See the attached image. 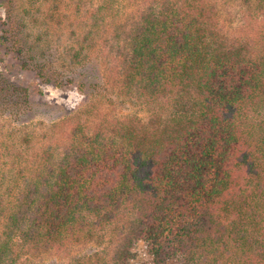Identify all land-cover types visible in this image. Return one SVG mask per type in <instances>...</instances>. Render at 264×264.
<instances>
[{
    "label": "trees",
    "instance_id": "16d2710c",
    "mask_svg": "<svg viewBox=\"0 0 264 264\" xmlns=\"http://www.w3.org/2000/svg\"><path fill=\"white\" fill-rule=\"evenodd\" d=\"M59 1L0 0V115L48 104L33 80L86 97L32 158L15 149L32 133L0 128V264L112 226L108 264H139L140 241L152 264H264V0H143L116 21L100 0L74 43L53 37ZM113 91L147 114L113 115Z\"/></svg>",
    "mask_w": 264,
    "mask_h": 264
},
{
    "label": "rangeland",
    "instance_id": "374dc122",
    "mask_svg": "<svg viewBox=\"0 0 264 264\" xmlns=\"http://www.w3.org/2000/svg\"><path fill=\"white\" fill-rule=\"evenodd\" d=\"M100 2V0H60L59 18L61 19V28L54 30L53 37L56 38L60 36L65 40L71 38L74 43L75 39L79 36L78 34L85 31L84 23L91 20L86 8L96 6ZM142 2L143 0H120L119 3H117V7L120 9L119 15H114V18L110 16L108 20L114 19L116 21L119 18H122V16L137 10L141 6ZM239 4V1H232L230 10L233 13H237V11L241 8L239 7ZM3 12V8L0 7V16L4 15ZM241 12L243 11L241 10L240 13ZM235 17H237V15ZM234 21L233 25L236 26L237 18H235ZM224 24L226 28H229L227 22ZM233 25L232 28H234ZM101 46L102 43L98 41L97 47L99 48ZM106 48L107 47L104 46L101 51L97 49L99 50L98 52L91 53L90 62L97 64L100 74L104 73L105 68H111L115 62L114 55H112V53ZM79 69L81 68H77V73L80 71ZM19 78L21 80L25 79V74L21 77L19 76ZM31 86L32 92L38 93L36 98L47 100V105L36 104L27 113H21L17 117H10L5 114L0 115V128L3 131L1 138H6L8 128L11 127H23V130L21 128L20 130L34 135L32 140L25 144H22L20 139L17 137V145L15 149L17 152L23 150V158H32L37 152L41 151V147H43L47 142V140L43 139L42 134L45 132H47V134H53L48 132L53 120H57L63 112L77 108L86 100L85 95L75 87L62 89L55 87L52 84L39 83V81L36 80L31 82ZM40 89L41 92H39ZM111 95H113L114 100L116 101L115 107H111L114 108L112 109L113 115L119 116L132 112H138L142 116L147 114L146 110L132 103L129 98L118 96L116 91L111 92ZM16 136H18V134ZM15 137H11L9 139L12 140ZM113 228L114 226H112L110 228L111 230L104 234V236L100 239L83 243H70L67 247L61 250L37 253L24 249L21 257V261L23 262L22 264H71L75 261H85L87 264H108L112 260L114 253L113 250L119 233ZM135 251L137 262L139 264H152V256L148 252V248L144 242H138V244H136ZM164 264H181V262L176 259L169 260Z\"/></svg>",
    "mask_w": 264,
    "mask_h": 264
}]
</instances>
